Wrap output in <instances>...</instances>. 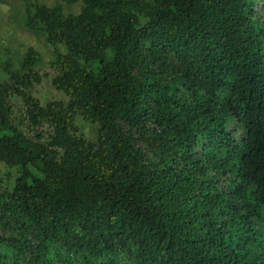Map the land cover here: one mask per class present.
<instances>
[{"label": "trees", "instance_id": "obj_1", "mask_svg": "<svg viewBox=\"0 0 264 264\" xmlns=\"http://www.w3.org/2000/svg\"><path fill=\"white\" fill-rule=\"evenodd\" d=\"M260 3L24 0L66 98L1 63L0 264H264Z\"/></svg>", "mask_w": 264, "mask_h": 264}, {"label": "rangeland", "instance_id": "obj_2", "mask_svg": "<svg viewBox=\"0 0 264 264\" xmlns=\"http://www.w3.org/2000/svg\"><path fill=\"white\" fill-rule=\"evenodd\" d=\"M44 2L48 5L54 4V0H44ZM259 6H264V3H260ZM24 7V0H0V82L7 78V73L2 69L1 63L7 58H12L17 63L23 53L29 47H33L41 55V62L37 66V70L47 76L40 84L33 87L32 95L37 97L42 104L51 100H64L65 94L52 85V77L55 74L50 66V61L54 57L52 48L45 42L43 36L22 27ZM63 7L66 11L76 12L78 10L77 4L70 7L63 5ZM84 132L89 137L93 136V132L88 126H85ZM7 174L13 177L15 171L0 163V177H6Z\"/></svg>", "mask_w": 264, "mask_h": 264}]
</instances>
